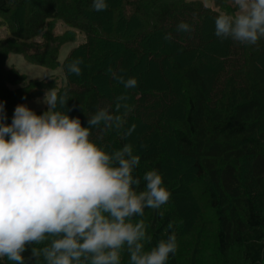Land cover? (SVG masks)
I'll list each match as a JSON object with an SVG mask.
<instances>
[{
    "label": "trees",
    "instance_id": "1",
    "mask_svg": "<svg viewBox=\"0 0 264 264\" xmlns=\"http://www.w3.org/2000/svg\"><path fill=\"white\" fill-rule=\"evenodd\" d=\"M205 1L214 7H207ZM106 3V10L95 11L92 0H0V27L8 29V35L0 38V102L6 123L11 124L18 105L39 99L51 89L67 93L66 108L58 104L57 110L79 118L84 127H88L87 117L99 108L111 110L117 97L126 95L133 111L125 129L140 119L142 110L153 135L167 134L155 143L139 146L142 142L137 139L131 144L140 157L134 175L142 178L145 172L157 170L171 193L160 209H145L147 235L152 237L146 250L172 233L177 238L182 230L175 225L173 199L179 180L169 176L176 172L182 177L191 170L194 183L208 198L207 210L215 216L214 255L223 264H264V39L256 46H245L215 35V18L235 11L226 0ZM58 22L67 27L61 35L55 33ZM180 22L188 23L191 31H177ZM77 32L86 41L62 63L65 84L56 76L28 79L7 67L10 55L18 54L32 64L57 69L62 47L74 42ZM169 34L171 38L166 39ZM39 37L42 42L35 41ZM78 59L82 60L80 75L68 70ZM157 65L165 82L153 85L148 71L157 70ZM109 69L126 79L135 78L137 87L125 89ZM168 92L172 93L170 103L165 99ZM181 102L182 109L174 105ZM112 109V114H120ZM101 129L103 125L93 128L90 139L108 153L133 140L131 135L121 139L116 131ZM186 229L200 231L199 225ZM178 247L167 264H195L192 250ZM24 255L27 261L30 249ZM178 256L185 259L179 261ZM0 264L13 262L5 258Z\"/></svg>",
    "mask_w": 264,
    "mask_h": 264
},
{
    "label": "clouds",
    "instance_id": "2",
    "mask_svg": "<svg viewBox=\"0 0 264 264\" xmlns=\"http://www.w3.org/2000/svg\"><path fill=\"white\" fill-rule=\"evenodd\" d=\"M231 4L233 14L215 18V35L240 45H258L264 39V0H231ZM92 7L106 10V0H92ZM177 31H191V26L180 22ZM81 63L73 61L68 70L80 75ZM109 72L125 89L137 87L135 78ZM66 97L67 93L48 90L43 100L46 112L37 115L18 105L11 124L6 123L0 102V260L122 264L126 251L128 264H167L177 251L175 233L146 250L152 237L143 220H135L146 208L158 210L169 202L171 193L162 175L157 170L142 178L134 175L140 157L131 144L108 153L90 139L91 130L101 125V131L114 130L121 139L131 135L135 125L124 127L133 111L128 97H117L115 109L120 114L99 108L87 117L88 127L57 110L58 104L66 108Z\"/></svg>",
    "mask_w": 264,
    "mask_h": 264
},
{
    "label": "rangeland",
    "instance_id": "3",
    "mask_svg": "<svg viewBox=\"0 0 264 264\" xmlns=\"http://www.w3.org/2000/svg\"><path fill=\"white\" fill-rule=\"evenodd\" d=\"M230 4L231 7V0H226ZM207 7H214L213 2L205 1L204 2ZM235 10V9H234ZM23 15L25 16L27 14V11H23ZM0 23H2V20L0 18ZM67 30L66 25H64L63 22H58L56 25L55 33L58 35H61L65 33ZM76 39L74 42L66 44L62 47L60 55H59V61L61 63V66L57 69H49L46 67L38 66L35 64H32L28 62L22 55L18 54H11L8 62L7 67L8 68H15L20 73L24 74L28 79H36V80H43L51 76H56L59 78V83L61 85L66 83L65 73L64 69L62 67V63L67 58L71 50L73 48L79 46L80 44L84 43L86 41V36L83 33L77 32L76 33ZM8 35V29L5 26L0 27V38H4ZM37 42H42V38H36ZM155 70L152 67L148 71L149 74V81H152V84H162L164 83V78L161 73V71L158 69V65L156 66ZM172 93L168 92L165 96V99L167 103H170L169 97L171 98ZM45 96V95H44ZM44 96L39 99H34L31 101H27L24 106H27L29 109L34 111L35 113L38 111H42L44 109L48 110V107L46 104L43 103ZM151 99V98H149ZM148 99V100H149ZM148 103V102H147ZM146 103H142V106H145ZM175 106L179 105L182 109L183 105H185L183 102L181 104H174ZM115 108V104L113 105ZM112 107V108H113ZM111 108L110 112L113 113V109ZM116 111V110H115ZM146 112V111H145ZM144 111H139L140 119L135 118L131 123L129 124V128L132 125H135L134 131H132L131 136L132 139L129 143H132L140 140L142 143L139 145H143L147 142L155 143L157 141H162L166 139L165 137H159L157 134L153 135V130L148 126V118L146 119V113ZM152 123V120H150ZM149 125H152V124ZM159 138H163L159 140ZM165 142V141H164ZM181 172V171H180ZM170 179H178V186H177V193L175 199V208L177 211V217L175 225L176 227H182V230H179V234L177 236L178 240V249L184 248V251L192 250L194 253V259L195 264H223L222 261L214 255L216 253L215 251V245H216V239H215V231L217 229V224L215 221V216L213 213L206 208L207 204V197L202 192V187L196 183L195 176L193 175V172L190 170V174L182 176L177 174L176 172H172L171 176H169ZM195 185V186H194ZM198 185V186H197ZM202 192V194H201ZM191 207V209L188 207ZM199 218V219H195ZM137 220H143L145 225H147L148 215H144L143 217H138ZM197 222V224H196ZM181 225V226H180ZM192 226V228H195L199 225L200 231L197 232L195 230H189L186 229V227ZM146 228H148L146 226ZM147 232V229H146ZM145 245H148L145 243ZM37 247H42L37 246ZM182 250V249H181ZM178 260L181 261L185 259L184 257L178 256ZM41 261L43 263V258H41ZM129 256L127 252L122 253V264H128Z\"/></svg>",
    "mask_w": 264,
    "mask_h": 264
}]
</instances>
